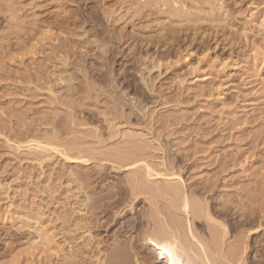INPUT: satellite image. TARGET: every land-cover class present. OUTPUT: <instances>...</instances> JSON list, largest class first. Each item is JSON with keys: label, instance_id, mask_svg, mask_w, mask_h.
Instances as JSON below:
<instances>
[{"label": "rangeland", "instance_id": "1", "mask_svg": "<svg viewBox=\"0 0 264 264\" xmlns=\"http://www.w3.org/2000/svg\"><path fill=\"white\" fill-rule=\"evenodd\" d=\"M169 1L0 0V264H151L156 209L198 252L168 185L217 261L264 264V0Z\"/></svg>", "mask_w": 264, "mask_h": 264}, {"label": "bare ground", "instance_id": "2", "mask_svg": "<svg viewBox=\"0 0 264 264\" xmlns=\"http://www.w3.org/2000/svg\"><path fill=\"white\" fill-rule=\"evenodd\" d=\"M49 1H51V3L50 4H52V5H54V4H58V3H60V5H61V3H62V1L63 0H49ZM130 1V0H129ZM134 1V0H133ZM132 0H131V2H133ZM138 1V0H137ZM136 0H135V2L136 3H138ZM171 1V0H170ZM169 1V2H170ZM174 1V0H173ZM196 1H198V0H196ZM5 2V1H4ZM41 2H43V1H41ZM134 2V3H135ZM141 2V1H140ZM143 2V1H142ZM168 2V1H167ZM8 3V2H7ZM31 3V2H30ZM47 3V1L46 2H44V4H45V6L46 5H49V3L48 4H46ZM158 3H160V2H158ZM1 4V3H0ZM34 4V3H33ZM65 4V3H64ZM140 4V3H139ZM138 4V5H139ZM149 4V3H148ZM167 4V3H166ZM37 5H39L38 3H37ZM142 5V4H141ZM143 5H144V3H143ZM172 5V4H171ZM7 6V5H6ZM25 6V5H24ZM58 6V8L60 7L59 5H57ZM57 6H55V7H57ZM64 6V5H63ZM149 7L151 6V5H148ZM147 6V7H148ZM157 6V5H156ZM173 6V5H172ZM9 7V6H8ZM10 7H11V5H10ZM26 7V6H25ZM34 7V6H33ZM44 7V6H43ZM42 7V8H43ZM49 7V6H48ZM54 7V8H55ZM62 7V6H61ZM169 7V6H168ZM23 8V7H22ZM36 8V7H35ZM38 8H39V6H38ZM37 8V9H38ZM152 8H155V7H152ZM161 8V7H160ZM170 8V7H169ZM13 9V8H12ZM16 9V8H15ZM14 9V10H15ZM41 9V8H40ZM59 9H61V8H59ZM149 9V8H148ZM165 9V8H164ZM13 10V11H14ZM19 10V9H18ZM17 10V11H18ZM96 10V9H95ZM153 10V9H152ZM22 12V11H21ZM24 12H25V8H24ZM54 13L53 14H57V13H55V11H53ZM51 12H49L48 11V14H50ZM91 13V12H90ZM173 13V12H172ZM25 14V13H24ZM89 14V13H88ZM109 14V13H108ZM152 14V13H151ZM11 15V14H10ZM12 15H13V13H12ZM22 15H23V13H22ZM28 15V14H27ZM57 15H60L59 13L57 14ZM92 15V14H91ZM107 15V14H106ZM106 15H104V16H106ZM65 17H67L66 15H64ZM111 15H109V17H110ZM114 16V15H113ZM12 17V16H11ZM16 17V16H15ZM61 17V16H60ZM107 17V16H106ZM14 18V17H13ZM35 18V17H34ZM37 18V17H36ZM60 19V21H62L63 22V18L61 19V18H59ZM109 19V18H108ZM12 20V19H11ZM82 20V19H81ZM105 20V19H104ZM112 20V19H111ZM119 20V19H118ZM59 21V20H58ZM83 21V20H82ZM105 21H107V20H105ZM26 22V21H25ZM36 22H47V21H45V20H43V19H37L36 20ZM53 22H56V21H53ZM18 25V24H17ZM16 27V26H15ZM19 27V26H18ZM45 27V26H44ZM49 27V26H48ZM50 28V27H49ZM48 31V30H47ZM112 31V30H111ZM109 32V31H108ZM51 33V32H50ZM113 33V32H112ZM42 35H43V33H41ZM46 35V34H45ZM110 35V34H109ZM48 37V36H47ZM51 37V36H50ZM51 38H53V37H51ZM51 38H48L49 40L51 39ZM24 39H26L27 40V38H25L24 37ZM47 39V38H46ZM115 39V38H114ZM7 42V41H6ZM19 42V41H18ZM56 43V42H55ZM58 43V42H57ZM115 43V42H114ZM20 44L19 43H17L16 44V46H19ZM22 45V44H21ZM111 45H113V44H111ZM115 45V44H114ZM12 46V43H10V42H8L7 44H5V45H2V49H6L7 47H11ZM59 45L57 44V45H54L53 46V48H52V46H51V48L53 49V50H60L59 48ZM62 47V46H61ZM33 48H34V46L31 48L32 50H33ZM20 49V48H19ZM52 51V50H51ZM4 52V51H3ZM58 52H60V51H58ZM2 53V52H1ZM4 55V54H3ZM15 58V57H14ZM66 58V57H65ZM62 61H64V60H62ZM66 65V64H65ZM158 65V64H157ZM65 69H66V67H65ZM60 79V78H59ZM62 85V84H61ZM49 88V87H48ZM119 102V101H118ZM123 103V102H122ZM113 104V103H112ZM123 106H124V104H122ZM121 104H120V106H122ZM116 108V107H115ZM123 108V107H122ZM116 110H117V108H116ZM120 110V109H119ZM116 113V112H115ZM119 115V114H118ZM106 116V115H105ZM121 116V115H120ZM107 121V120H106ZM57 131V130H56ZM29 141H31V140H29ZM28 143V142H27ZM31 143V142H30ZM31 145V144H30ZM30 147V146H29ZM36 147H39L37 144H36ZM120 154V153H119ZM122 154V153H121ZM126 154V153H125ZM64 155V154H63ZM124 155V154H123ZM125 156V155H124ZM127 156V155H126ZM125 156V157H126ZM121 157L123 158V156L121 155L119 158H120V163H121ZM127 158V157H126ZM128 159V158H127ZM118 160V159H117ZM133 160V159H132ZM80 161H82V160H80ZM84 161H87V160H84ZM122 161H124L123 163V165H125L126 167L127 166H129V167H135V166H137V164L136 163H138V162H136L137 160H136V158H135V162L136 163H134V162H131V163H129V161L128 162H126V164H125V161H126V159L124 158V160H122ZM138 161H140V160H138ZM120 163H117V164H120ZM140 163H141V161H140ZM139 165V164H138ZM121 166V165H120ZM142 169V168H141ZM143 170H144V173L143 174H145V176L144 175H141V176H144V178L146 179V180H152V179H154V182H156L155 180L156 179H162L163 180V182H165V181H167L166 183H168L169 184V182L170 181H175V180H177L179 183H181L182 182V180H181V175H180V173H179V171H177V170H175V171H171V172H167V173H165V174H161V173H163L162 171H161V173H158V172H154L153 171V169L151 168V166H149V164L147 165V163H145V165H144V168H143ZM143 170L140 172V173H142L143 172ZM168 171H170V170H168ZM137 172V171H136ZM165 172H166V170H165ZM72 173V172H71ZM70 173V174H71ZM75 173V172H74ZM74 173H72V174H74ZM83 173V172H82ZM140 173H135V174H140ZM134 175V174H133ZM78 176V175H77ZM76 176V177H77ZM85 176H87V175H85ZM135 176V175H134ZM137 176H139V178H140V175H137ZM74 177V176H73ZM72 177V178H73ZM132 177V176H131ZM136 177V176H135ZM130 178V177H129ZM139 178H137L138 179V181H140V179ZM142 178V177H141ZM131 179V178H130ZM133 180H130L132 183H131V185L134 187V188H136V189H138V191L141 189V187L142 186H140V185H138V182H137V180H136V178H132ZM144 179V180H145ZM86 180V179H85ZM129 180V179H128ZM127 180V181H128ZM165 180V181H164ZM130 181H128V182H130ZM77 182V181H76ZM79 182V181H78ZM124 182V181H123ZM127 182V183H128ZM85 183H88V182H85ZM85 183L83 184V185H85ZM102 183V182H101ZM122 183V182H121ZM153 182H151V184H152ZM166 183H163V184H166ZM172 183V182H171ZM72 184V183H71ZM79 184V183H78ZM92 184V183H91ZM129 184V186L131 187V185H130V183H128ZM74 185V184H73ZM146 185V184H145ZM77 186V185H76ZM90 186V185H89ZM139 186H140V189H139ZM167 186V185H166ZM77 187H79V188H77V189H79L80 190V187L81 186H77ZM83 187V186H82ZM91 187V186H90ZM147 187H148V185H147ZM146 187V188H147ZM156 187V186H155ZM161 187H163V186H161ZM167 187H169V188H167ZM166 188H165V185H164V190H162V191H160V192H163V191H165L164 193H166V194H168L171 198H173L174 199V201L175 200H177V202H178V211L181 213V214H183V215H185L188 219L186 220L185 218H184V221L186 220V225H185V227L187 228V229H185V230H187V233L188 234H190V237H191V239L192 240H194L195 241V243H196V246L195 247H197V245H198V247H199V250H198V252L196 251V252H194L193 251V249L191 248V246L190 245H187L186 243H185V238L186 237H184L185 235L184 234H186V232L184 233L183 232V229H182V227H181V225H179L178 224V222L175 220V219H171L170 221H167V219H165L164 218V216H163V214H162V212L161 211H159L158 209H156V213L155 214H157V215H155V216H157L158 218H159V225L157 226V228H156V230L155 231H144V232H142L141 233V235H142V241H143V243L147 246V248L149 249V251H150V254H149V256H151V259L153 258V261L151 260V264H222L221 263V261L219 262V261H217V259H215L214 257H213V254L215 255V252L218 250H216L215 248L217 247V245H218V242L217 241H215V240H213V246L211 245V247H209L210 246V244H209V246H205L206 245V242H205V240H206V238H205V240H204V244L202 243L203 241H202V239H201V241H199L200 240V237L198 236V234H195L196 236H198V238H199V240H197L196 239V237L192 234V231H191V223L193 224V223H196L195 221H197L196 219H199L200 218V216H201V214L199 213V208H196V207H193L192 205H194V203L192 202V201H195L196 199H192L191 198V201H190V199H189V196L190 195H188V193H185V191L183 190L182 191V189L181 188H179L178 186H171V185H168ZM181 187H183V186H181ZM149 188V187H148ZM148 188L146 189V190H148ZM75 189H76V187H75ZM162 189V188H161ZM161 189H157L156 190V192L158 191L159 192V190H161ZM78 190V191H79ZM130 191H131V189H129ZM133 190V189H132ZM142 190V189H141ZM150 191H151V189H149ZM148 190V191H149ZM155 190V189H154ZM75 191H77V190H75ZM98 191V190H97ZM108 191V190H107ZM138 191H137V193H138ZM140 192V191H139ZM78 193V192H77ZM141 193V192H140ZM139 193V194H140ZM147 193H149V192H147ZM151 193H155V192H151ZM150 193V194H151ZM76 194V193H75ZM83 194V193H82ZM107 194V193H106ZM109 195L108 196H111L110 195V193H108ZM159 194V193H158ZM162 194V193H161ZM84 195V194H83ZM83 195H81L80 197L82 198V196ZM163 195V194H162ZM85 196V195H84ZM90 196H91V194H90ZM93 196V195H92ZM91 196V197H92ZM151 196V195H150ZM153 196V195H152ZM154 196H155V194H154ZM160 196V195H159ZM158 196V197H159ZM75 197V196H74ZM94 197V196H93ZM115 197V196H114ZM133 197V196H132ZM162 197V196H161ZM161 197H160V199H161ZM165 197V196H164ZM72 198H73V196H72ZM86 198V197H85ZM85 198H82V200L83 199H85ZM95 198V197H94ZM107 198V197H106ZM122 198V197H121ZM126 198V197H125ZM153 198V197H152ZM75 199V198H74ZM108 199H110V197H108ZM137 199V198H136ZM163 199V198H162ZM81 200V201H82ZM94 200V199H93ZM98 200V199H97ZM119 200V199H118ZM124 200V199H123ZM126 200V199H125ZM145 200H147V199H145ZM164 201H165V199H163ZM214 200V199H213ZM80 201V200H79ZM131 201H132V198H131ZM131 201H129V202H131ZM171 201V200H170ZM98 202V201H97ZM124 202H126V201H124ZM128 202V203H129ZM146 202V201H145ZM148 202V201H147ZM160 202V201H159ZM176 202V203H177ZM191 202H192V205H191ZM198 201H195V204L197 205V204H199V202L197 203ZM93 203V202H92ZM94 203H96V202H94ZM118 203V202H117ZM121 202H119V204H120ZM127 203V202H126ZM152 203V202H151ZM154 203V202H153ZM152 203V204H153ZM156 203V202H155ZM173 203V202H172ZM107 204V203H106ZM112 204V203H111ZM122 204H125V203H122ZM130 204V203H129ZM129 204H128V206H129ZM150 204V203H149ZM93 205H95V204H93ZM103 205V204H102ZM154 205V207L153 208H155V204H153ZM152 205V206H153ZM78 206V205H77ZM116 206V205H115ZM170 206V205H169ZM199 206V205H198ZM96 207V206H95ZM101 207V206H100ZM107 207V206H106ZM105 207V208H106ZM143 207V206H142ZM141 207V208H142ZM148 207V206H147ZM156 207H157V203H156ZM159 207V206H158ZM173 207V206H172ZM171 207V208H172ZM176 207V206H175ZM78 208V207H77ZM97 208H98V206H97ZM103 208V207H102ZM108 208V207H107ZM110 208V207H109ZM118 208V207H117ZM120 208V207H119ZM132 207L130 206V209H131ZM160 208V207H159ZM162 208V207H161ZM205 208V207H204ZM203 208V209H204ZM92 209V208H91ZM90 209V210H91ZM96 209V208H95ZM112 209V208H111ZM150 209V208H149ZM152 209V208H151ZM207 209V208H206ZM205 209V210H206ZM104 210V209H103ZM123 210V209H122ZM129 210V209H128ZM144 210V209H143ZM155 210V209H154ZM161 210V209H160ZM177 210H175L174 212H176ZM81 211H82V209H81ZM92 211V213L95 211H93V210H91ZM90 211V212H91ZM173 211V210H172ZM84 212V211H83ZM130 212V211H129ZM202 212H203V210H202ZM206 212V211H205ZM216 212V211H215ZM222 212V211H221ZM79 213V212H78ZM85 213V212H84ZM119 213V212H118ZM133 213V212H132ZM178 213V212H177ZM218 213V212H217ZM108 214V213H107ZM111 214V213H110ZM113 214V213H112ZM179 214V213H178ZM180 214V215H181ZM206 214H208V213H206ZM205 213L203 214L202 213V215H206ZM118 215H121L120 213L118 214ZM144 216H145V213L143 214ZM173 215V214H172ZM180 215H178V216H180ZM208 215H210V213L208 214ZM86 216V215H85ZM101 216V215H100ZM174 216H176V214L174 215ZM184 216V217H185ZM207 216V215H206ZM95 217V216H94ZM147 217H149V216H147ZM203 217V216H202ZM208 217V219L210 220V221H214L213 220V218L211 217V216H207ZM86 218V217H85ZM143 218V217H142ZM167 218V217H166ZM172 218V217H171ZM179 218H181V217H179ZM217 218V217H216ZM150 221H149V220ZM147 220L149 221V224H150V222H151V218H148ZM201 219V218H200ZM205 219H206V217H205ZM204 219V220H205ZM208 219H206L207 220V223H208ZM218 219H220V218H218ZM223 219H224V217H223ZM146 220V221H147ZM155 220V219H154ZM180 220V219H179ZM183 220V219H182ZM181 220V221H182ZM206 220H205V222H206ZM221 221H223L222 219H220ZM226 220V219H225ZM225 220H224V223H226L225 222ZM153 221V220H152ZM221 221H217L216 222V220L214 221V222H216V223H218V224H220V225H223L224 223H221ZM220 222V223H219ZM148 223V222H147ZM146 223V224H147ZM199 223V222H198ZM154 224V223H153ZM213 224V223H212ZM156 225V224H155ZM194 225V224H193ZM192 225V226H193ZM197 225V224H196ZM228 225V224H227ZM132 226V225H131ZM143 226H145V225H143ZM215 227V226H217V224H215V225H211L210 226V228L212 229V227ZM224 226H226V225H224ZM224 226H219L220 228H224ZM229 226H230V224H229ZM147 227V226H146ZM151 227V226H150ZM149 227V228H150ZM152 227H155L154 225L152 226ZM218 227V226H217ZM84 228V227H83ZM136 228V227H135ZM148 228V227H147ZM147 228H145V229H147ZM193 228V227H192ZM210 228H209V230H210ZM228 228H230V227H228ZM86 230H87V228H85ZM90 229V228H89ZM214 229L215 228H213L212 230L214 231ZM85 230V231H86ZM127 230V229H126ZM129 230V229H128ZM212 230H210V231H212ZM224 230H226L225 228H224ZM213 231H212V233H213ZM87 232V231H86ZM86 232L84 233V234H86ZM140 232V231H139ZM196 232V231H195ZM204 232V231H203ZM223 232H225V231H223ZM220 233V232H219ZM221 234V233H220ZM44 235V234H43ZM215 235V234H214ZM213 235V236H214ZM223 234H221V236H222ZM87 235H85V237H86ZM129 236V235H128ZM211 236V235H210ZM48 237V236H47ZM46 237V235L44 236V238L42 239L43 240V242H48L47 241V239L49 238H47ZM130 237V236H129ZM203 237V236H202ZM212 237V236H211ZM223 237V236H222ZM217 238H218V236H217ZM216 238V239H217ZM89 239V238H88ZM122 239V238H121ZM125 239V238H124ZM208 239V238H207ZM210 239H212V238H210ZM28 240V239H27ZM31 241V240H30ZM120 241V240H119ZM140 241V240H139ZM139 241H137V242H139ZM45 242V243H46ZM112 242V241H111ZM125 242V241H124ZM123 242V243H124ZM127 242H129V241H127ZM221 242V241H220ZM28 243H30V242H28ZM27 243V244H28ZM141 243V245H142V242H140ZM190 243V242H189ZM188 243V244H189ZM127 244V243H126ZM125 245V244H124ZM140 245V246H141ZM114 246H116V245H114ZM118 247H119V245H118ZM122 247V246H121ZM120 247V248H121ZM125 247V251H126V246H124ZM123 247V248H124ZM197 247V248H198ZM219 247H220V245H219ZM120 248H118V249H120ZM133 249V248H132ZM165 249H167V251H165ZM196 249V248H195ZM114 250V249H113ZM121 251V250H120ZM222 251V250H221ZM220 251V253H222ZM262 251V250H261ZM260 251V252H261ZM116 252V251H115ZM128 252V251H127ZM131 253H132V255H133V252H132V250L130 251ZM129 252V253H130ZM146 252H148V251H146ZM218 252V251H217ZM232 252V251H231ZM125 253V252H124ZM124 253H123V255H124ZM128 253V254H129ZM262 253V252H261ZM118 254H120V253H118ZM122 255V256H123ZM126 255V254H125ZM135 255L136 254H134V256L132 257V258H134L135 257ZM148 255V254H147ZM119 256V255H118ZM129 256V255H128ZM121 256H119V258H120ZM124 257V256H123ZM138 257V256H137ZM137 257L135 258V259H137ZM142 257H144V256H142ZM218 257V256H217ZM220 257V256H219ZM126 258V257H125ZM130 258V257H129ZM131 258V259H132ZM221 258V257H220ZM230 258V257H229ZM69 259V258H68ZM68 259H66V260H68ZM122 259V258H121ZM134 259V261H133V259L131 260L132 261V263L131 262H128V261H130V259L128 260L127 258L125 259L126 261H124L123 262V260H121L122 262V264H133V262H134V264H144V263H142V261L140 260V261H138V260H135ZM141 259H143V258H141ZM147 258H145L144 260L145 261H147L146 260ZM222 259V258H221ZM232 259V258H231ZM230 259V260H231ZM235 260H237L236 258H234ZM240 259V258H239ZM128 260V261H127ZM226 260V259H225ZM224 260V261H225ZM104 261V260H103ZM103 261H102V263H103ZM111 261H113V258H112V260ZM114 261H115V259H114ZM113 261V262H114ZM101 262V261H100ZM227 262V261H226ZM147 263V262H146ZM145 263V264H146ZM228 263V262H227ZM233 263V262H232ZM258 263V262H257ZM105 264V263H104ZM110 264H111V262H110ZM114 264V263H113ZM115 264H117V262H115ZM148 264V263H147ZM224 264V263H223ZM235 264V263H234ZM262 264V263H261Z\"/></svg>", "mask_w": 264, "mask_h": 264}, {"label": "snow or ice", "instance_id": "3", "mask_svg": "<svg viewBox=\"0 0 264 264\" xmlns=\"http://www.w3.org/2000/svg\"><path fill=\"white\" fill-rule=\"evenodd\" d=\"M165 251H167V249H165Z\"/></svg>", "mask_w": 264, "mask_h": 264}]
</instances>
